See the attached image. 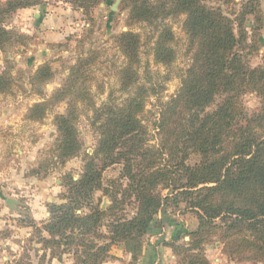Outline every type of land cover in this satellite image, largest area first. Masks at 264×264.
<instances>
[{
	"label": "trees",
	"instance_id": "trees-1",
	"mask_svg": "<svg viewBox=\"0 0 264 264\" xmlns=\"http://www.w3.org/2000/svg\"><path fill=\"white\" fill-rule=\"evenodd\" d=\"M260 1L239 0L238 11L229 14L215 5L235 4V0H124L131 22L162 24L150 52L154 63L165 69L175 59L174 34L165 21L184 16L190 65L177 92L157 111L152 126L159 140L151 145L142 118L155 84L142 82L139 75L140 37L131 31L119 35L117 44L125 59L119 87L124 92L132 87V94L119 105L110 98L96 111L97 147L87 158L81 178L74 181L67 176L64 203L48 206L49 217L39 227L27 221L51 258L61 261L63 255L72 254L74 264H103L113 246L133 257L142 253V240L165 226L158 219L169 200L162 189L184 200L196 216L197 228L182 247L186 252L217 235L213 244L223 246L229 257L264 262V67H250L242 53L247 18L257 14ZM100 2L75 0L73 4ZM37 4L7 0L0 5V48L14 36L4 28L5 19ZM5 80L0 75V87ZM72 84L70 80L66 88ZM248 93L260 102L251 115L242 100ZM73 121L70 111L56 118L61 160L81 150ZM113 165H121L122 172L111 192L103 189L101 177L102 170ZM98 191L110 193L108 208L102 210L94 203ZM169 247L175 254L181 249L174 243ZM195 258L207 264L204 256Z\"/></svg>",
	"mask_w": 264,
	"mask_h": 264
},
{
	"label": "rangeland",
	"instance_id": "rangeland-1",
	"mask_svg": "<svg viewBox=\"0 0 264 264\" xmlns=\"http://www.w3.org/2000/svg\"><path fill=\"white\" fill-rule=\"evenodd\" d=\"M6 1L0 0V5ZM35 1L37 5L17 10L5 19L4 28L14 36L0 48V75L6 79L0 87V220L5 219L7 226L0 236L11 233L13 264H74L72 254L63 255L59 261L51 258L50 252L45 253L27 221L33 220L39 227L49 217L48 206L64 203L62 196L67 195V176L74 181L81 178L87 158L97 147L96 111H101L110 98L119 105L132 94V87L125 92L119 87L118 75L125 59L117 38L128 31L140 37L139 75L142 82L150 80L155 84L152 88L155 93L145 101L142 118L151 145L158 144L159 140L152 126L158 117L157 111L177 92L191 55L182 29L184 16H170L165 21L174 34L175 49V59L165 69L154 63L150 52L162 24L131 22L124 0L118 1L115 10L112 6L117 0H101L83 6L73 4L75 0ZM234 3L212 5L232 14L239 9V0ZM32 8L43 17L48 9L56 13L59 25L54 33L47 31L50 38H43L45 30L36 39L45 22L39 25L41 27L33 26ZM247 19V39L242 53L250 67H264V0L260 1L257 14ZM45 20L49 24L48 19ZM70 80L73 84L66 88ZM242 100L249 115L258 111L260 102L255 94L248 93ZM69 111L74 115L73 125L79 134L81 150L76 156L61 160L58 145L62 137L56 118ZM121 172V165L102 170L103 189L113 192V182L121 177ZM160 190L169 200L158 219L164 220V229L175 228L172 243L181 247L175 254L168 246L175 258V263L171 264H205L196 259V255L204 256L207 264H217L215 259L221 261L219 264H264L241 256L229 257L223 246L213 244L219 239L217 235L199 248L186 252L182 247L189 242L188 234L197 228L196 216L184 200L173 196L169 190ZM93 197L102 210L112 204L110 193L98 191ZM127 209L131 211V207ZM101 232L105 235L106 229L103 227ZM100 242L105 243L104 240ZM142 242V253L135 257L124 248L113 246L103 264H139L150 237Z\"/></svg>",
	"mask_w": 264,
	"mask_h": 264
},
{
	"label": "crops",
	"instance_id": "crops-1",
	"mask_svg": "<svg viewBox=\"0 0 264 264\" xmlns=\"http://www.w3.org/2000/svg\"><path fill=\"white\" fill-rule=\"evenodd\" d=\"M33 9L34 8H32V11L34 12L32 14L33 26L41 27L39 25L42 22H45L44 27H42L43 29L40 30V33H37L38 35L36 34V39L39 36V34H43L45 30L46 32L50 31L51 34L54 33L53 31H55L57 29V26L59 25L58 24L59 20L55 19L56 13H53L54 11L52 9H48L46 11L48 14L45 17H43L41 16V14L37 13V11H34ZM25 14H27V11H25ZM44 18L48 19L49 24H47L46 20L44 21ZM50 32L44 34L43 38H50L51 37ZM40 36L38 38H40ZM40 40L41 39H39L38 41L40 42ZM38 41L36 40V42ZM1 221L2 220H0V222ZM6 228H7L6 220L4 219V221H2V224L0 223V232H3ZM161 230L162 231L158 232V234L149 236L150 242L148 243L147 248L145 249L143 255L141 256V260L139 264H171L172 262L175 263L174 255L171 253V250L168 247L169 244L173 242V239L175 237L174 236L175 228L172 229L166 228ZM11 241H12L11 233L8 236L5 235L0 236V264H13L12 262L15 259V255L13 254ZM215 262L219 264L221 261L215 259ZM107 264H112V263H107Z\"/></svg>",
	"mask_w": 264,
	"mask_h": 264
},
{
	"label": "water",
	"instance_id": "water-1",
	"mask_svg": "<svg viewBox=\"0 0 264 264\" xmlns=\"http://www.w3.org/2000/svg\"><path fill=\"white\" fill-rule=\"evenodd\" d=\"M118 1H119V0H117V1L115 2V4L112 6V10H115V9H116V5H117Z\"/></svg>",
	"mask_w": 264,
	"mask_h": 264
}]
</instances>
